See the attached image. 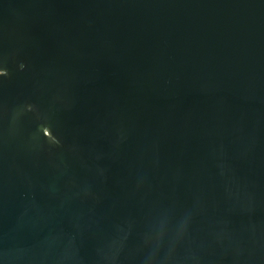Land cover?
I'll return each mask as SVG.
<instances>
[{
  "label": "water",
  "instance_id": "obj_1",
  "mask_svg": "<svg viewBox=\"0 0 264 264\" xmlns=\"http://www.w3.org/2000/svg\"><path fill=\"white\" fill-rule=\"evenodd\" d=\"M0 264H264V0H0Z\"/></svg>",
  "mask_w": 264,
  "mask_h": 264
}]
</instances>
